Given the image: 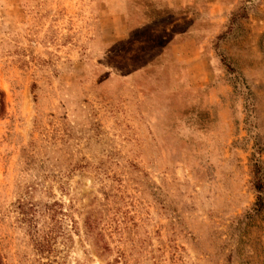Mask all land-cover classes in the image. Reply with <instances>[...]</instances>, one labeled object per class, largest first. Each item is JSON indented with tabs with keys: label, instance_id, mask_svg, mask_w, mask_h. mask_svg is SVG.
I'll return each instance as SVG.
<instances>
[{
	"label": "rangeland",
	"instance_id": "374dc122",
	"mask_svg": "<svg viewBox=\"0 0 264 264\" xmlns=\"http://www.w3.org/2000/svg\"><path fill=\"white\" fill-rule=\"evenodd\" d=\"M208 2L0 0V264H264V0Z\"/></svg>",
	"mask_w": 264,
	"mask_h": 264
},
{
	"label": "crops",
	"instance_id": "0c3cea01",
	"mask_svg": "<svg viewBox=\"0 0 264 264\" xmlns=\"http://www.w3.org/2000/svg\"><path fill=\"white\" fill-rule=\"evenodd\" d=\"M208 4H212L215 10L221 7L220 0H208ZM180 6V4H179ZM187 17V16H186ZM201 19H194L191 23L192 25L199 24ZM185 28V31L179 33V37H175V41L169 45L175 50V53L179 55L185 62V70L187 72H204L208 70L209 65L206 67V53L204 52L206 46V33H199L194 31V27L191 26V31ZM210 37V36H209ZM202 39V44H198V40ZM205 39V40H204ZM203 46V47H202ZM196 59H202V62L195 63ZM201 64H203L201 66Z\"/></svg>",
	"mask_w": 264,
	"mask_h": 264
},
{
	"label": "trees",
	"instance_id": "16d2710c",
	"mask_svg": "<svg viewBox=\"0 0 264 264\" xmlns=\"http://www.w3.org/2000/svg\"><path fill=\"white\" fill-rule=\"evenodd\" d=\"M258 189L260 190V189H261V187H258Z\"/></svg>",
	"mask_w": 264,
	"mask_h": 264
}]
</instances>
